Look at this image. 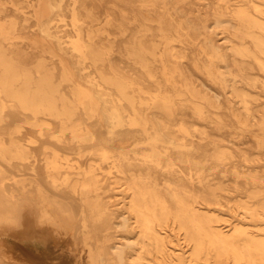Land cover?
Instances as JSON below:
<instances>
[{
    "label": "bare ground",
    "instance_id": "6f19581e",
    "mask_svg": "<svg viewBox=\"0 0 264 264\" xmlns=\"http://www.w3.org/2000/svg\"><path fill=\"white\" fill-rule=\"evenodd\" d=\"M44 1L37 46L58 61L10 41L8 3L31 0H0V264H264V136L236 130L264 126V0ZM14 112L10 133L38 137L9 143Z\"/></svg>",
    "mask_w": 264,
    "mask_h": 264
},
{
    "label": "rangeland",
    "instance_id": "374dc122",
    "mask_svg": "<svg viewBox=\"0 0 264 264\" xmlns=\"http://www.w3.org/2000/svg\"><path fill=\"white\" fill-rule=\"evenodd\" d=\"M45 4L46 1L41 0V2H39V0H31V5L27 8H24L25 11H21L22 9H20L19 7L15 6L13 2L8 3V12L3 16V20L9 21L8 23L11 22V26H13L12 30L14 33L11 34V42L14 41H19L22 43H25L29 48H37L40 52L45 53L46 51V55L49 56L50 58H52L54 61H58V57L52 56L50 54V52H48V48L49 46L47 45V43H45L44 45H38L37 46V39L41 37L39 31H38V23L39 21L42 19V16L44 14L45 11ZM30 16V20L28 22L25 21V17ZM132 24H129V26H131ZM136 28L139 29L140 25L136 24ZM98 27L97 26H93L90 28V32L92 34H99V32H97ZM96 31V32H95ZM68 74L70 73V70L67 71ZM220 83L222 84L223 81L220 80ZM224 84V83H223ZM223 86V85H222ZM13 120L8 123L6 125V127H4V130H6L5 135L8 138V141L11 145H16V144H25V139H29L31 137H38L39 132L38 130H36L35 128H32L30 126H27L26 129L24 130L23 134L14 136L10 133V128L11 127H15L19 122H23L27 119V116L25 114L22 113H13ZM15 117V118H14ZM24 119V120H22ZM15 120V121H14ZM238 126L236 127V130L241 131L244 130L245 132H251L254 134H259L261 136H264V126L260 125V124H256L255 126H244V124H240L238 121ZM244 126V127H242ZM251 127V128H250ZM57 129V125L54 126V128H50L46 130V136L42 138V143L40 145H34V148L39 150V148L42 147V145L44 143H51V142H55V140H53L52 138V134L53 132ZM100 131L102 132V134H104L105 136H107V130L103 127H99ZM48 139V140H47ZM51 139V140H50ZM44 140V141H43ZM113 143L115 145H117L120 148H127L129 146H133L134 142L137 140H143V138L141 136H125V135H118L114 138H112ZM46 141V142H45ZM40 146V147H39ZM72 147L76 148V146H65V148H69ZM14 165L16 167H22L24 166L23 162L21 161H14ZM222 169H223V165L221 164V166L219 168H216V170H214L215 175L218 178H221V173H222ZM213 172V173H214ZM124 187V188H123ZM226 187L229 189L228 191H221V193L223 195H226L228 198L231 199H237L240 195L241 192L237 189L235 184H227ZM116 189H118L116 191ZM239 192V193H238ZM114 194H118L117 198H116V203L122 205V202H129L130 201V192L125 190V186H116L115 190L113 192ZM245 195V194H244ZM119 197V198H118ZM224 202H226L227 206L221 207V208H216L217 213L221 214L222 216V226L226 227V229L230 228L234 223H238L240 220L239 218L234 217L235 214H241L240 210L237 211L238 209V205L235 203H231L228 202L227 199H224ZM230 207H232L234 210H230ZM243 214V213H242ZM241 214V216H242ZM261 222H264V220H260ZM242 223V222H241ZM244 223H247L246 221H244ZM173 228V226H172ZM171 228V232L172 233V239H173V243L171 244L174 247H177L178 250L183 251L182 249H184V251H188L187 253L191 252V244L190 242L185 238V236L181 233L182 232H178L177 230H173ZM177 229V228H176ZM27 251V255L29 256V259L37 264H58L57 261L53 260L52 257H54L53 253L52 254H48L50 256H48L47 258L44 257L43 255L38 254V252H36L35 250H29L28 248H26ZM15 252L20 255L21 257L24 254L23 250H16ZM214 258H211L210 261H212ZM205 264H210L209 261H204ZM148 264H165L164 262L158 261V260H152V261H148Z\"/></svg>",
    "mask_w": 264,
    "mask_h": 264
}]
</instances>
